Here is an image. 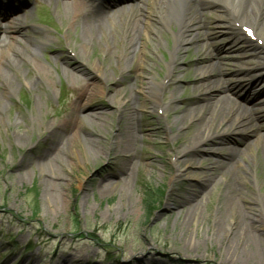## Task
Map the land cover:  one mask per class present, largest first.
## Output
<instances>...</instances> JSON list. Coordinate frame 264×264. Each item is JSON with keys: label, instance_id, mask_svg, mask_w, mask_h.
Wrapping results in <instances>:
<instances>
[{"label": "rangeland", "instance_id": "obj_1", "mask_svg": "<svg viewBox=\"0 0 264 264\" xmlns=\"http://www.w3.org/2000/svg\"><path fill=\"white\" fill-rule=\"evenodd\" d=\"M5 2L0 0L1 8ZM24 2L21 10L6 12L20 19L26 36L0 32V41L14 36L26 48L25 60H19L11 70L3 68L9 83L8 94H3L4 110L0 109V264H264V233L258 244L259 255L240 261L231 258L230 234L211 233L217 214V192L206 197L197 180L199 166L207 162L200 159L199 166L174 168L172 154L183 139L177 138L173 112L167 117L161 112L167 106L177 108V97L191 95L186 82L195 78L193 63L202 57L200 47L205 42L210 52L225 55L228 41L226 34L221 33L223 29L216 26V13L205 15L195 32L197 36L179 52L182 58L175 63L176 67L177 63L181 65V71L174 101L167 105L159 96L160 108L154 110L151 101L136 94L142 122L148 124L143 134L150 142H136L137 150L127 172L132 178L131 188L127 190L116 185L124 179L120 165L127 159L118 150L121 108L112 101L110 91L120 90L131 77L116 76L115 59L111 66H105L103 61L110 55L102 51V40H97V36L88 43L82 58L73 57L80 26L64 33L67 24L58 16L57 0ZM161 35L164 45L156 47L154 41L155 47L146 61L152 69L149 76L155 82L165 72L171 32L163 31ZM252 41L261 43L256 38ZM15 47L20 49L17 44ZM186 62L187 67L182 65ZM241 62L228 69L254 70L249 60ZM82 63L85 68L87 64L100 66L101 72L89 73L79 78L80 82L71 83L65 75L67 65ZM36 66L42 67L45 76L37 75ZM102 74L107 78L102 79ZM226 77L230 83L240 79L232 74ZM139 82H135L136 89L140 88ZM82 83L84 87L80 86ZM90 86L97 92L101 90L102 96L85 95L79 99L78 89ZM257 87L255 92L262 94L251 101L260 104L259 111L264 113V79ZM236 99L248 102L243 95ZM75 102L82 103V107L75 108ZM72 112L79 119L75 124L70 121ZM89 114L102 122L89 123L85 119ZM72 135L78 136L74 142H70ZM182 137L186 139L188 134ZM195 151L203 152L199 148ZM56 177L61 183L54 188L64 201L57 205L44 197L41 184H56ZM247 182L244 198L264 220V195L254 172ZM108 184H113L112 191ZM101 187H106V191L102 192ZM181 196L195 197L192 204L200 201L191 220L184 218L185 211L177 207ZM162 243L168 249H161Z\"/></svg>", "mask_w": 264, "mask_h": 264}, {"label": "bare ground", "instance_id": "obj_2", "mask_svg": "<svg viewBox=\"0 0 264 264\" xmlns=\"http://www.w3.org/2000/svg\"><path fill=\"white\" fill-rule=\"evenodd\" d=\"M57 1L60 6L58 16L67 24L64 33L67 34L71 27L80 26L77 36L79 43L72 53L73 57L82 58L88 49V43L97 36V40H102V51L110 55L103 61L105 66H111L110 62L115 59L116 76L131 77L130 82H125L123 88L110 91L112 101L121 108V146L118 150L127 159L120 165V173L124 179L116 185L117 188L127 190L131 188L132 178L127 172L128 166L134 160L136 142L140 139L145 143L150 142L143 134L147 131L145 128L148 124L142 122L141 105L136 99V94L151 101L154 110L160 108L157 104L159 96L166 100L167 105L174 101L173 93L176 84L177 89L179 88L181 71V65L177 63L176 67L175 63L182 58L179 52L186 49V45L192 43L197 36L195 32L205 15L216 13V26L223 29L221 33L226 34L225 39L228 41L225 55L219 56L217 51L210 52L209 44L205 42L200 47V50H203L202 57L195 59L193 63L195 78L186 82L187 86L191 87V95L197 93L195 96L190 95L192 98L177 97V108L167 106L161 112L165 117L170 111L173 112L174 118L177 119V138L183 139L181 143L177 142L172 154L174 168L178 169L182 165L199 166L200 159L207 162V165L199 166L197 180L202 185L206 197L217 192V214L210 226L211 233L230 234L229 238L233 243L229 246L231 258L238 261L256 258L259 255L258 244L264 233V220L259 210L244 198L243 188L249 185L247 180L251 178V172H254L264 195V113L259 111L260 104L251 101L262 94V91H255L261 87L256 88V85L264 79V0H134V5L128 9H119L121 7L118 6L128 0H96L95 8L91 12L87 11V0ZM19 23L18 17L0 13V31L4 29L8 33L24 37L26 34L22 27L25 25ZM2 24H6V28H2ZM242 27L253 29V37L261 41L260 45L249 40L241 32ZM94 31H97V35H94ZM163 31L171 32L168 59L164 63V74L159 82H155L149 76L152 69L146 61L155 47L154 41L156 47L164 45L161 39ZM17 40L13 36L0 44L1 110H4L3 94H8L6 86L9 83L3 68L11 70L19 60H25L26 48ZM15 44L20 49L16 48ZM38 48H34L35 53ZM241 60H249L254 70H243L240 67L234 71L228 69L235 68L236 62L241 65ZM182 65L187 67L189 63ZM35 69L37 75L45 76L41 66H36ZM96 72H101L100 66L87 64L85 68L82 63V66L67 65L65 75L71 83H78L81 81L79 78ZM228 74L240 76V79L231 80L233 83H230L226 77ZM253 75L259 77L251 78ZM100 76L102 79L107 78L103 74ZM136 81H140V88L136 89ZM168 84L169 88L166 90ZM80 86L84 87L85 84ZM78 91L79 99L85 95L86 98L102 96L101 90L97 92L92 86ZM240 95L248 102H238L236 97L239 98ZM247 103H253L252 107H248ZM81 104L75 102L74 106L80 109ZM85 119L91 124L94 120L102 122L93 114L86 115ZM70 121L77 123L78 116L73 113ZM171 123L167 126L170 127ZM186 134L188 138L185 139L182 136ZM77 138L76 135L70 136V142ZM194 148L203 152H197ZM178 155H181V158H178ZM247 165L251 168H247ZM54 181L56 184L45 181L41 184L44 197L57 205L64 201L58 189L54 188H59L61 180L56 177ZM113 187L112 184L108 190L112 191ZM106 189L101 187L102 192ZM194 198H179L177 207L185 211L184 218L191 220L195 215L200 201L192 204ZM160 247L168 249L166 243H162Z\"/></svg>", "mask_w": 264, "mask_h": 264}]
</instances>
